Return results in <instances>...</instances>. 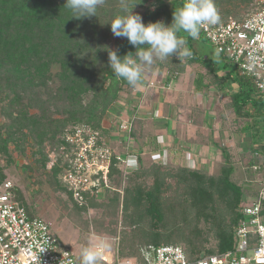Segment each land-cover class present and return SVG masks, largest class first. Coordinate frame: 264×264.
<instances>
[{
    "label": "trees",
    "instance_id": "trees-1",
    "mask_svg": "<svg viewBox=\"0 0 264 264\" xmlns=\"http://www.w3.org/2000/svg\"><path fill=\"white\" fill-rule=\"evenodd\" d=\"M105 1L108 4L98 8L97 17L71 19V12L64 8L66 0H0V102H8L11 107H21L23 94L48 87L54 78L53 69L59 67V73L56 75L61 86L60 92L58 91L54 98L65 103L68 111L67 119L52 132L50 127L43 125L42 120L23 114L24 110L20 108L16 117L13 114L14 120L6 127L5 133L0 127V157L10 156L11 144L21 147L25 129L34 131L37 143L42 147L46 139L55 140L53 142L61 147L66 129L77 125H88L101 131L105 137L111 138L114 130H105V117L123 99L124 92H134L136 88H132L122 79L115 78L108 66L106 50L110 47L105 41L112 31L107 23L120 14L121 9L120 0ZM183 2L184 0H131L130 7L136 4L134 13H138V8L145 9V25L157 21L171 25L175 8L180 7ZM251 2L252 0H215L220 21L224 22L230 18L242 19L238 11L242 6L250 7ZM239 4L242 6L237 9ZM228 5L232 6V9L227 10ZM234 9L236 13L230 15ZM179 35L186 38L191 57L183 63L175 56L164 62L158 61L153 65L152 72H159L160 75L165 73L167 83H171L188 69L199 68L200 72L194 80L196 92L200 93L211 87L223 90L230 98L228 107L234 112L236 119L244 123L243 131L250 135V151L258 154L259 149L263 148L264 139V96L258 94L254 78L246 75L238 65V75H231L222 70L215 61L200 54L196 48L197 40L204 38L209 41L203 30L196 39L183 32ZM115 42L114 50L121 57L129 52H136V48L127 38L116 37ZM5 89L13 94L3 92ZM88 99L89 102H86ZM135 109L139 107L134 106ZM127 121L132 122L133 126L128 137L136 139V115L121 119L117 126ZM37 131L38 134L35 133ZM116 132L120 133L119 128ZM123 141L125 140H122V143ZM40 153L43 154L40 161L41 171L46 176L48 174V178H52L54 184L67 196V200L72 204V211L79 217L86 216L89 205L76 204L72 199L71 190L61 182L60 177L64 169L59 164L51 165L49 157L43 151ZM137 155L140 167L127 175L133 176L134 182L124 189L122 208L123 211H131L132 214L128 218H131L130 221L139 230L134 231L133 237L127 232L123 233L121 257L136 258L139 264H149L145 254H151L152 250L155 251L162 245L181 246L190 260L235 249L237 240L233 230L242 219L241 204L249 195L243 186L234 180L235 165L226 149L222 150L225 163L217 177L207 175L200 169H172L165 167L161 161L155 162L150 170L144 171L143 157L141 154ZM61 160L62 156L58 152V163ZM119 164L114 160L110 175L112 185L114 180L123 178ZM149 175L152 178L151 185L145 183L144 176ZM5 181V169L0 164V184ZM12 191L15 199L25 206L29 216L35 217L26 206L24 194L15 187ZM113 192L108 190L102 201L92 198L90 203L97 206L107 202L109 198L116 203L117 199H120L119 192ZM174 195L176 196L173 197ZM107 197L109 198L105 200ZM106 204L109 206L110 202ZM190 217L198 222L215 223L214 227H218V243L215 250L200 249L189 238L190 235L183 231L180 221H188ZM107 233L115 232L110 230ZM98 264L106 263L99 259Z\"/></svg>",
    "mask_w": 264,
    "mask_h": 264
},
{
    "label": "rangeland",
    "instance_id": "rangeland-1",
    "mask_svg": "<svg viewBox=\"0 0 264 264\" xmlns=\"http://www.w3.org/2000/svg\"><path fill=\"white\" fill-rule=\"evenodd\" d=\"M104 4L108 3L105 1ZM241 6L242 4H239L237 9H240ZM230 9H232V6L228 5L227 10ZM250 9L251 4L250 7L242 6L238 12L242 17H244L250 12ZM137 11L143 19L145 9L138 8ZM232 11L233 12L230 13V15L236 13V9ZM115 39L116 37L111 32L108 35L105 44L114 50L116 47ZM196 48L200 54L215 61L217 65L222 68V70H225L231 75H238V72H240L237 64L229 57L222 55L216 47L210 43V41H207L204 38L198 39L196 42ZM199 72V68L192 67L190 75L191 79L189 81L181 79L182 81L180 80V83L182 84H180L176 79L169 85L166 81L167 75H165V135H168V138L165 139V147L161 150L162 154L160 157L156 158V155L159 154V152L154 154L155 148L153 149L152 147H148V149H146L147 154L144 156V160L142 161L143 170H150L155 162L161 161L165 163V167L172 169H178L179 167L186 169H200L207 173V175L217 177L220 175L221 169L225 163L224 158H222V151L220 148H226L232 153V162L235 165L234 180L243 186L249 196H256L262 182L264 181V156H257L248 150V147L250 146V139L247 138L246 133L243 131L244 123L236 119L234 112L227 105L229 102L228 98L221 93L220 89L213 87L212 89L206 90L204 96L202 95L200 98L193 93V81ZM57 73H59V67H55L53 69L54 78L53 81L49 83L48 87L39 88L38 90L30 91L27 94L24 93L21 107H19V105L17 107H11L8 102H0V127L3 128V133L6 132V127L13 122V114L16 117L20 113V108H23V114H27L29 117H38L42 120V123H44L43 125L46 124V127L51 128L52 132L58 125H61L62 122L67 119L68 111L65 103L57 101L56 98H54L61 86L56 75ZM154 74L156 73H152V68L147 69L144 74V79L147 80V84H142V86L136 88L134 92H131V90L124 92V95L122 96L123 99L119 101L114 107V110L111 112L109 111L105 117L103 123L105 130L116 131L118 129V122H120L121 119H128L130 117L133 112L135 102L138 104L139 108L142 107L144 100L148 98V92L151 90L156 91L155 88L157 87H154L156 83L154 80H150L153 78L152 76H154ZM161 76L162 75H160V77ZM178 84L181 87H178ZM183 85L187 88V92L189 91L186 93V95H188L187 98L189 99L184 101L178 100L181 103V108L185 104L186 106L187 104H190L191 98L194 97L193 99H196L197 96V102L202 100L203 106L206 105L204 108L208 111L210 110V113L205 116L206 114L203 113L205 111H202V108H198V119L195 122L192 121L190 123H192L193 127L196 126L197 128L195 131L196 136L194 135L195 137L201 136L202 143L207 145L214 144L215 148L213 147V149L215 150V156L212 157V160L211 158H208L205 161L203 160V157H200L198 160L195 155L188 154L187 152L184 156L182 148L178 149L180 145L178 143L180 129L177 119L179 108L176 104V96L178 90L183 88ZM4 91L10 93V90L8 89L3 90V92ZM166 92L170 93L167 94ZM12 94L13 93H10V95ZM134 94L137 95V100L134 97ZM213 97L215 98L212 99ZM86 102H89V99L86 100ZM54 121H57V123H54ZM145 122L150 126L148 121ZM143 123V119L136 121L138 129L136 138L137 147L134 142L133 147H130L132 143L128 134L117 133L111 135V139L115 140L113 144L117 146L115 149L121 150L123 153H126L131 149L128 155L137 154L134 151L138 150V146L145 141V139H143V133H141L143 129H140V127H144ZM154 124L155 123L151 126L154 127ZM41 128H43V126ZM67 130L68 128L66 131ZM154 131H156V128ZM191 132L194 134V131ZM35 133L38 134L39 131ZM23 134L25 137L21 142V147L11 144L10 156H1L0 164L5 169L7 180H9L16 189L20 190L24 194L25 203L30 212L34 216H38L46 220V222L51 226L53 232L59 238L61 248L71 251L79 260L82 247L91 245L96 248L101 244H106L109 250L112 252L115 251L116 259L118 257L123 258L120 256V246H123L124 244L123 233L127 232L131 237H133L134 231L139 230V228L136 229V225L130 221L131 218H128L132 214L131 211L126 212L123 211L122 208V201L125 195L124 189L134 182L133 176H128L127 178L121 177L119 181L114 180L113 191L115 192V190H118L120 196V199H117L116 203H113V201L107 197L105 200L108 198L110 200L108 199L107 202L99 203L96 206V204L90 203L91 199L88 201V214L86 216L79 217L74 211H72V204L67 200L68 198L63 191L56 186L57 184H54L52 178H48V174L46 176V174L44 175V172L41 171L40 161L43 154L40 153V151H43V153L49 157L51 162H55L56 156L58 152H60V147L53 142L55 140L50 141L48 139L45 140L42 147L37 143L34 131L29 132L25 129ZM152 136L154 135H150L148 137L152 138ZM122 140L125 141L122 143ZM150 141L153 142L152 139H150ZM168 142H171V147L168 145ZM159 143H163L160 138ZM127 147L130 148L127 150ZM172 150L174 151L171 152ZM260 153H263L264 155V152ZM192 160L195 162L194 164ZM190 164L192 166H190ZM144 177L146 178L145 183L151 185L152 178L150 175ZM113 193L111 195H113ZM106 195L107 192H104L99 196V198H95V200L97 199L96 201H102ZM175 196L176 195L173 197ZM109 202L110 205L108 206L106 203ZM180 223L183 231L190 235L189 238L200 249H204L206 251L216 249L218 243L216 239V230L218 227H214L215 223H207L205 221L198 222L191 217L188 221L181 219ZM110 230H113L115 233L108 234L107 232ZM178 236L183 235L178 234ZM182 246L187 249L185 244ZM151 255L154 256V250L151 251ZM115 264H117V260Z\"/></svg>",
    "mask_w": 264,
    "mask_h": 264
},
{
    "label": "built area",
    "instance_id": "built-area-1",
    "mask_svg": "<svg viewBox=\"0 0 264 264\" xmlns=\"http://www.w3.org/2000/svg\"><path fill=\"white\" fill-rule=\"evenodd\" d=\"M202 30L221 54L254 78L258 94L264 96V0H252L250 12L242 19L230 18ZM132 127L129 121L118 126L120 133L128 135ZM114 141L88 125L65 131L59 152L62 160L58 163L56 156L51 165L59 164L64 169L61 182L79 206H87L92 198L114 190L110 178L114 160L120 163L123 178L139 168L138 155L118 151ZM13 187L9 180L0 184V264H80L71 251L61 248L46 220L29 216L15 199ZM263 203L264 181L258 194L248 196L241 204L242 219L233 230L237 240L234 250L190 260L181 246L162 245L154 256L146 253L145 258L149 264H264ZM96 248L106 264H115L116 260L117 264H139L136 258L116 259L115 251L106 244Z\"/></svg>",
    "mask_w": 264,
    "mask_h": 264
},
{
    "label": "clouds",
    "instance_id": "clouds-1",
    "mask_svg": "<svg viewBox=\"0 0 264 264\" xmlns=\"http://www.w3.org/2000/svg\"><path fill=\"white\" fill-rule=\"evenodd\" d=\"M105 0H66L64 8L71 12V19L97 17L98 8ZM131 0H120V14L109 23L115 37L127 38L136 48L121 57L115 50L107 48L108 66L114 77L127 82L132 88L142 86L144 74L157 62H164L175 56L181 63L190 58L192 53L187 47V40L179 33H186L193 39L199 37L201 30L220 22V14L215 0H184L175 8L171 25L162 21L143 22L142 16L134 13ZM101 253L93 246L82 247L80 264H98Z\"/></svg>",
    "mask_w": 264,
    "mask_h": 264
},
{
    "label": "crops",
    "instance_id": "crops-1",
    "mask_svg": "<svg viewBox=\"0 0 264 264\" xmlns=\"http://www.w3.org/2000/svg\"><path fill=\"white\" fill-rule=\"evenodd\" d=\"M191 71L192 70L188 69V71H186L185 73H182L176 79L179 81V83H180L181 79L184 81H189L191 79L190 78ZM154 73H156V74H154V76H152L153 78H151L150 80H154V82L156 83V85L154 86V87H157V88H155L156 91L151 90L150 92H148V98H146L144 100L142 107L139 109H135V110L133 109V112L131 113V115H134V116L136 115L137 121L139 119L144 120V123H143L144 127L142 126V127H140V129L141 130L143 129V131L141 133H143V139H145V141H144L145 143L142 142L140 144V146H138L139 147L138 150L134 151L137 154H141V156L143 157V160H144V156L147 154L146 149H148V147H152L153 149L155 148L154 154L159 152V154L156 155V158L160 157V155L162 154L161 150L165 147V139L168 138V135H165V107H166L165 106V99H166L165 98L166 97V95H165V91H166L165 90V73L162 74L161 77H160L159 72H154ZM142 84H147V80L143 79ZM168 84L170 85L171 83H168ZM180 84H182V83H180ZM178 87H181V86L178 84ZM212 88L213 87H211L210 89H212ZM186 89L187 88H185V86L183 85V88L178 90V93L176 96V99H177L176 104L178 105V108H179V113H178L177 119H178V124H179V129H180L179 136H178V143L180 145H179L178 149L182 148V150H183L182 153L184 156L186 155V152H187L188 154L195 155V157L198 160L200 157H203L204 158L203 160H205V161L208 158H211V160H212V157L215 156V150L213 149L214 144H212V145L208 144L207 145L205 143H202L201 136L195 137L196 136L195 131L197 130V128H196V126L193 127L192 123H190L192 121L195 122L198 119V116H197V112H198L197 109L198 108H202L203 109L202 111H205V112H203L204 114H206L205 116H207L208 113H210V110L208 111L206 108H204V107H206V105L203 106L202 100H200V102H197V100H196L197 96H199V98H200V96L202 97V95L204 96V94L206 93L205 92L206 90L203 92H200V93L196 92L195 83H194L193 93L195 95H197L196 99H193L194 97L191 98L192 104L191 103L187 104V106H186V104L185 105L182 104L183 107L181 108V103L178 100L184 101L186 99H189V98H187L188 95H186V93H188L189 91L187 92ZM207 90H209V89H207ZM166 93L168 94L170 92H166ZM221 93L228 98L229 102L227 103V105L229 106V103H230L229 96H227L223 90H221ZM136 96L137 95L134 94V97L137 100ZM204 98H207V97H204ZM214 98L215 97H213L212 99H214ZM134 104H135V107L136 106L138 107V104L136 102ZM190 105H191V107H190ZM207 106H208V104H207ZM145 121H148L150 123V126L147 125V123ZM153 123H155L154 127L151 126ZM155 128H156V131H154ZM136 129H137V126H136ZM191 131H194V134H192ZM113 134H117V132L113 131ZM150 135H154V136H152V138H150V137H148ZM246 136H247V138H249L250 137L249 133H246ZM159 138L163 142L162 144L159 143ZM150 139H152L153 142L150 141ZM130 140L132 143L130 147H133L134 143H135V145L137 144V139L131 138ZM168 145L171 147L172 146L171 142H168ZM262 146H263V148H260L261 150L259 149L258 154H256L257 156H261V157L264 156L263 153L262 154L260 153V152H264V139L262 142ZM115 147H117V146L115 145ZM136 147H137V145H136ZM224 149H226V148H220L221 151ZM226 150H227V153H228L230 160L232 162L233 161L232 153H231V151H228V149H226ZM231 150H232V148H231ZM248 150H250V146L248 147ZM118 151L121 152V150H118ZM173 151L174 150H172L171 152H173ZM151 153H153V152H151ZM194 163L195 162L193 161V164ZM190 166H192V165L190 164Z\"/></svg>",
    "mask_w": 264,
    "mask_h": 264
}]
</instances>
